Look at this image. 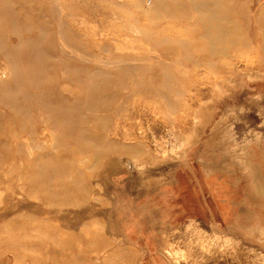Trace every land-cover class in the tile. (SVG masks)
I'll use <instances>...</instances> for the list:
<instances>
[{"label": "rangeland", "instance_id": "obj_1", "mask_svg": "<svg viewBox=\"0 0 264 264\" xmlns=\"http://www.w3.org/2000/svg\"><path fill=\"white\" fill-rule=\"evenodd\" d=\"M200 1L0 0V149L22 148L0 169V264H264V0H215L214 18ZM10 62L79 100L84 152L38 113L6 136ZM76 69L109 78L110 104ZM47 163L68 200L28 184Z\"/></svg>", "mask_w": 264, "mask_h": 264}, {"label": "bare ground", "instance_id": "obj_2", "mask_svg": "<svg viewBox=\"0 0 264 264\" xmlns=\"http://www.w3.org/2000/svg\"><path fill=\"white\" fill-rule=\"evenodd\" d=\"M214 2L215 0H202L200 2H197V4H194L193 8L196 9L198 14L201 13V15L203 16H212L214 18L215 16L217 17L218 15H222L221 12L217 13L214 6H212ZM0 16L5 18L2 13H0ZM8 24L12 25L10 21H8ZM186 48L187 46L182 47V49H185V51ZM43 52L44 49L42 50V48H40L37 50V55H45V52ZM18 54L19 50L13 47L10 51L6 52L5 55H8L9 57H17ZM189 56L190 54H187L186 57L188 58ZM13 64V62H10V70L15 77L14 79H18V81H25V84L23 83V86H21L22 88L20 87V89L17 86L16 90H13L12 87L2 86L3 94L1 101L3 103H6V105L8 104V107L12 110L14 118H12L11 124L13 123L14 125L12 127L16 128V131L12 132V127L11 125L9 126L8 123V129H6L5 131L6 136L10 137V139L17 140L24 133L33 134L34 130H27L25 126L34 123L36 121L35 114L38 113L44 116L46 123H48V125L54 130V138L57 141L63 143L66 146L67 151H70L71 153L84 152L85 146L87 147L84 140L86 138L78 135V131L76 130L78 128H75V124L77 123V121H75V116L71 113L74 110V106L79 103V100H66L65 97L61 96L60 93L55 91L54 85H51L49 83H42L38 79H34L31 72L28 71L24 65H21L23 70L20 71V68L16 66L12 67L11 65ZM36 65V69L40 72H43V70H45V66L41 63H38ZM122 70L126 78L131 77L132 68L129 69L128 67H125ZM70 73L73 76H76L77 80L80 83L81 90L86 93L87 101L89 100V98L93 97V99L100 101L101 103H104L106 101L110 104V102L113 100V98H111L112 100H110V97L106 95V91L112 85H110L109 78L104 74L101 75L100 79H96L93 76H90L87 72H83L80 69H76V71L72 70L70 71ZM14 79L13 81H15ZM134 79L136 80V78ZM118 81L121 83L122 81H124V78H122V80L121 78L117 80V86ZM31 82L32 85L30 84ZM27 87H30L34 90L28 91ZM112 88H114V85L112 86ZM38 89L41 90V92L39 94L34 93L35 90ZM159 92L163 95V92ZM83 103L85 102L83 101L80 105H83ZM95 108L96 107H91L87 109L90 110ZM70 124H73V126L71 127ZM21 154V146L16 147L13 151V154L6 150L0 149V169L3 167V164L5 162L4 157H6V155H15L16 157H19L21 156ZM47 164H38L37 168L35 170H32L27 175L28 184L34 191L40 187L42 189H49L46 199L51 202L53 200H57L56 197L58 194H62L61 199L63 201L68 200L72 185H68L67 183H62L61 181L57 180L56 176L59 171L58 167H52ZM53 184H56L58 186V190L52 191L50 189ZM7 244L12 250L16 249V247L18 246V244L14 241H7Z\"/></svg>", "mask_w": 264, "mask_h": 264}]
</instances>
